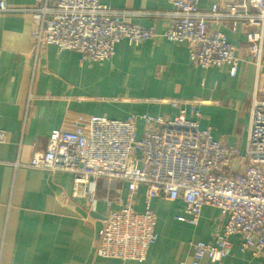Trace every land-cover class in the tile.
I'll return each instance as SVG.
<instances>
[{
    "label": "crops",
    "instance_id": "obj_1",
    "mask_svg": "<svg viewBox=\"0 0 264 264\" xmlns=\"http://www.w3.org/2000/svg\"><path fill=\"white\" fill-rule=\"evenodd\" d=\"M39 0H0L14 7ZM114 8L139 11L133 21L153 27L156 35L137 46L122 41L114 55L88 61L73 50L55 45L35 50L30 14L0 13V264H193L191 242L213 243L222 223L218 211L203 206L198 222L188 223L180 200L152 199L156 241L144 260L96 256L94 246L109 211L103 196L112 197L100 180L98 201L89 209L85 198L72 196L73 176L15 166L34 151L45 149L52 130L68 126L76 116L105 115L117 120L140 114H176L169 101H188L200 112L199 126L227 145L245 146L252 96L264 105V64L257 74L248 56L243 19L237 0H199V10L217 5L219 18L208 21L209 32L220 31L239 57L237 74L228 67L202 68L189 59L184 43L163 37L174 17L168 0H100ZM252 12V10H250ZM137 128L142 127L140 119ZM120 186V184H119ZM123 186V187H122ZM125 197V185L121 184ZM145 186L134 198L143 210ZM113 205L111 208H118ZM226 257L199 264H264L262 256L238 250L237 236Z\"/></svg>",
    "mask_w": 264,
    "mask_h": 264
},
{
    "label": "built area",
    "instance_id": "obj_2",
    "mask_svg": "<svg viewBox=\"0 0 264 264\" xmlns=\"http://www.w3.org/2000/svg\"><path fill=\"white\" fill-rule=\"evenodd\" d=\"M243 19L246 50L259 74L264 64V0H237ZM174 17L163 37L184 43L191 62L202 67H228L237 74L239 57L220 31L209 32L207 23L219 18L217 5L199 10V0H168ZM252 10V12L250 11ZM0 13L30 14V37L35 50L55 45L73 50L94 62L111 58L122 41L137 46L156 35L153 27L133 21L139 11L114 8L100 0H39L14 7L0 4ZM172 117L140 114L125 120L105 115L76 116L68 126L51 131L45 149L34 151L15 166L43 169L73 176L72 196L83 197L89 209L98 201L95 182L100 180L112 197L103 196L109 211L94 246L96 256L144 260L156 241V215L152 199L180 200L188 223L198 222L203 206L218 211L222 223L213 243L191 242L193 264L227 256L238 238V250L264 258V105L253 94L245 146L227 145L199 126L200 112L188 101L172 99ZM142 127L138 133L136 121ZM6 138L0 129V143ZM120 184V186H119ZM125 185V197L121 195ZM145 186L143 210L134 209V198ZM113 205L118 208H111Z\"/></svg>",
    "mask_w": 264,
    "mask_h": 264
},
{
    "label": "rangeland",
    "instance_id": "obj_3",
    "mask_svg": "<svg viewBox=\"0 0 264 264\" xmlns=\"http://www.w3.org/2000/svg\"><path fill=\"white\" fill-rule=\"evenodd\" d=\"M140 129H141V128H137V130H138V133L140 132Z\"/></svg>",
    "mask_w": 264,
    "mask_h": 264
}]
</instances>
